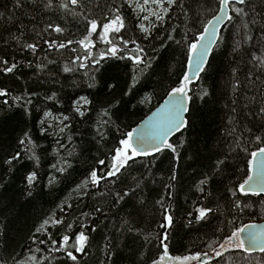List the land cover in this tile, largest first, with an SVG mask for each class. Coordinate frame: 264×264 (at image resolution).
<instances>
[{"label": "trees", "instance_id": "obj_1", "mask_svg": "<svg viewBox=\"0 0 264 264\" xmlns=\"http://www.w3.org/2000/svg\"><path fill=\"white\" fill-rule=\"evenodd\" d=\"M15 3L0 0V60L17 65L13 73L0 72V89L9 93L0 97V264H13V258L33 264V256L35 264H152L163 254L165 234L163 243L172 257L208 252V264H264V253L219 246L235 229L264 222V195L232 196L246 178L250 153L264 147L255 139L264 138V0L231 6L243 7L245 14L230 11L232 20L221 30L198 81L190 84L187 127L169 142L176 151L165 148L137 157L124 171L123 183L101 181L86 189L77 186L92 169L104 171L98 161L111 163V150L123 134L146 118L188 72V44L219 13V0H176L162 20L152 19L147 38L140 30L142 16L128 0ZM117 8L124 27L102 39V25L115 17ZM91 20L97 22L96 33L88 26ZM57 26L59 33L54 31ZM121 38L136 41L129 43L125 56L139 46L151 68L141 72L145 65L137 67L118 56L101 59L109 47L105 41L119 45ZM61 43L66 47L59 48ZM65 66L72 71L65 72ZM82 96L90 102L81 108L83 117L74 111ZM28 99L32 104L25 103ZM45 113L68 116L64 123L69 127L60 133L63 125L48 121ZM102 126L105 140L97 135ZM26 132L32 142L20 145ZM16 154L19 159L7 164ZM60 167L67 170L58 172ZM32 171L37 181L28 189L25 177ZM124 192L128 195L117 202V193ZM237 200L248 207L238 211ZM201 208L212 211L198 221ZM165 209L173 217L167 229L161 227ZM49 218L64 223L50 221L46 233H36ZM81 231L88 240L83 252L70 249L76 261L63 250L50 251V242L39 243L48 236L60 241L69 235L72 244ZM213 248L222 256L216 257Z\"/></svg>", "mask_w": 264, "mask_h": 264}, {"label": "snow or ice", "instance_id": "obj_2", "mask_svg": "<svg viewBox=\"0 0 264 264\" xmlns=\"http://www.w3.org/2000/svg\"><path fill=\"white\" fill-rule=\"evenodd\" d=\"M145 2L147 3V0H145ZM71 3L75 5L77 3V0H71ZM152 3L156 4L160 8L161 12L167 14L168 9L171 8L174 3H176V0H152ZM246 3L247 0H219L220 14L216 15L213 18L214 22L213 20H209L207 22V26L204 27L203 32L200 34L196 42L188 44V69L190 71H192L196 75H199L200 72L204 71L203 65L206 63L205 58L210 53L212 38L216 36L217 25H220L223 21H225L226 17L229 21L232 20V16L229 15L230 11L234 12L237 16L245 14V10L243 7L231 6L245 5ZM165 5L167 6L165 7ZM15 6L20 7L21 0H16ZM129 6L131 7L132 5L129 4ZM116 13L117 14L114 18L110 19L107 23H104L102 25V39H104V37L107 36L110 31L119 32L120 29L124 27L123 20L118 14V8L116 9ZM153 15L156 16L157 19H163V16L158 12H153ZM2 17L3 13H0V18ZM143 19L147 20L148 17L145 16ZM114 25H118V27H114ZM88 26L92 33L97 32L98 25L95 20L88 21ZM54 31L59 33L62 30L57 26ZM141 31L145 33V38H147L150 29L141 25ZM167 38L169 40L173 39L172 36H168ZM105 42L109 45V47L104 53H101V59H104L108 56H118L121 59L127 58L132 60L137 67H139V65L141 64L145 65L144 69H140L141 72L145 71L147 68H151V62L146 61L145 58L141 55L144 52V49L140 48L139 46L132 49L131 54L127 55V57L125 56V53L129 51V43L135 45V40H125L121 38L119 45H117L113 40H106ZM69 43H71V41H69ZM78 43L83 44L84 41H80ZM175 43L180 44L181 41H175ZM58 47L65 48L66 45L61 43L58 45ZM27 48L35 51V45L33 44H28ZM85 59H87V55L85 56ZM79 60L80 57L77 56L76 61ZM93 60H95V57H93ZM95 62L99 63L98 60H95ZM262 63H264V61H262ZM193 64H195V68H193ZM0 65H3V67H0V72H3L5 74L13 73L14 69H16L17 67L15 63L9 65V62L7 60H0ZM80 67H85V65L80 64ZM64 71L70 72L72 71V68L65 66ZM133 80L138 83L136 77H133ZM190 81L191 77L186 71L183 74L182 78L179 80L178 86L171 88V90L167 93L168 99H166L164 101V104L148 118V121L142 127L138 129H132L131 131L123 134L124 138L120 139L118 145L111 150L113 153V155L111 156V163H109L105 159H101L98 161V165L101 166L104 171L99 172L98 168L92 169L88 176L81 182V184L77 186V189H86L89 184L94 187H98L101 181L116 183L117 180H120L123 183L124 181L122 180V177L124 171L131 168L132 164L136 163L137 157H148L153 153L162 152L165 147L170 149L172 152H175L176 149L172 144L167 142V138L170 134L180 131L183 127H187V121L184 118V113L189 111L188 103L192 99V97L188 95V83ZM89 86L91 87L92 85ZM8 94L9 93L7 90L0 89V97H6L8 96ZM205 95H207V93H205ZM52 98L53 97H49V99ZM21 99L22 97H13L14 101H19ZM7 103L8 101L5 100V104ZM25 103L32 104V100L28 99L25 101ZM88 103L90 102L88 101L87 97H80L75 102L74 111L81 117H83L85 113L81 111V108L83 107V105H86ZM260 111L261 113H264V108H262ZM49 115L50 113H45V116ZM103 115L106 117L109 116L108 111H105ZM67 120H69L68 116H63V118L60 120V123L63 125L59 128L60 133H63L65 129L69 127L68 124L64 123V121ZM40 123L42 126L41 134H44L47 132V128L43 127L45 121L41 120ZM109 123L110 118L109 120L104 121V125H108ZM97 135L99 136L100 140L106 139V133L105 131H103V126L101 128H97ZM69 139H71V137H69ZM255 139L257 143H264V138H262L261 136H256ZM26 141L28 143L32 142L31 137L27 132L24 133V138L20 139L19 144L24 145ZM250 157L251 158L247 162V172L245 173L246 178H244L242 182L239 183L238 187L232 191L233 197L236 196L237 192L244 196H248L249 194L259 196L264 193V147H260L258 151L251 152ZM18 159L19 154H16L13 155L11 159L7 160L6 163L12 165L13 161ZM130 161L131 163H129ZM219 163L223 164L224 161H219ZM53 167L55 168L56 166L53 165ZM67 167H71V165H68ZM66 170L67 169L65 167L57 168V171L61 173L65 172ZM25 179L28 189H31L37 181V173L35 171L29 172L26 175ZM52 182L53 181L51 180L49 181L50 184ZM203 183L204 181H201V184ZM201 191H203V189H201ZM27 194L31 196L32 192L29 190ZM127 195L128 192H124L123 194L117 193V202L123 200ZM158 203L163 206L162 201H158ZM67 206L71 207L70 204ZM234 207L238 211L242 212L244 208L248 207V205L244 204L243 206H241V203L237 200L234 202ZM96 211H100V209H96ZM197 211L199 213V215L197 216V220L199 221L205 219L206 215L210 213L212 209L201 208ZM163 219L165 223L162 224L161 227H164L166 229L170 228L173 223V217L168 214L167 209H165ZM50 221L53 225H60L64 223L60 219L52 220L51 218H49V220L43 221L40 227L36 229V233H46L48 231ZM68 227H71V225H68ZM70 239L71 237L69 235H64L60 239V241L54 240L51 236H48L47 241L40 240L39 243L44 244L46 242H50L54 246L52 249H50V251L58 252L63 250L68 259H70L71 261H76L77 256L74 255L73 251L70 249H74L77 253L83 252L85 249V244L88 240V236L83 231H81L79 232V234L75 235V243L69 244ZM167 239V234H165L163 236V240L161 241V243L163 244V254L159 257V259L153 260L152 264H177V262H179V264H193V262H195V264H208V252L194 253L183 257L170 256L168 245L163 243V241ZM33 242L35 243L36 241L34 240ZM58 243L61 246L55 247ZM213 243L217 242L214 241ZM227 244L234 245L235 249L233 250L238 249L245 253H251L257 250L264 253V229H257L254 225H246L242 228H237L230 234H226V239H224L223 243H220L219 246L220 248L227 251L228 249L225 248V245ZM209 247L212 248V245L210 244ZM212 250L215 252L216 257L222 256V253L220 251H217L214 248ZM30 259L33 264H35L37 257L33 256ZM13 264H26V262L13 258Z\"/></svg>", "mask_w": 264, "mask_h": 264}, {"label": "water", "instance_id": "obj_3", "mask_svg": "<svg viewBox=\"0 0 264 264\" xmlns=\"http://www.w3.org/2000/svg\"><path fill=\"white\" fill-rule=\"evenodd\" d=\"M218 14H220V13H218ZM217 14V15H218ZM229 15H231V12H229ZM213 20V22H214V19H212ZM229 22V20L227 19V17L225 18V21H223L220 25H217V27H216V36L215 37H213L212 38V44H211V46H210V53H209V55L205 58V60H206V63L203 65V68H205L206 67V65H207V63H208V61H209V58H210V55H211V53H212V51H213V49H214V47L216 46V44H217V41H218V38H219V35H220V32H221V30L227 25V23ZM193 68H195V64H193ZM201 73L202 72H200L199 73V75H196V74H194L192 71H190L189 69H188V74H189V76L191 77V81L188 83V84H192V83H195V82H197L198 81V79H199V76L201 75ZM166 99H168V96L157 106V107H155L147 116H146V118H144L134 129H138V128H140V127H142L147 121H148V118L154 113V112H156V110L158 109V108H160L163 104H164V101L166 100ZM188 108H189V103H188ZM187 114H188V112H186V113H184V118H185V120L187 121ZM184 128V127H183ZM182 128V129H183ZM181 129V130H182ZM180 130V131H181ZM180 131H177V132H174L173 134H170L169 135V137L167 138V142L169 143L170 142V140L178 133V132H180ZM165 148H167V147H165ZM164 148V149H165ZM261 195H264V193H262ZM247 225H254V226H256V228L257 229H264V222H259V223H250V224H247ZM246 226V225H245ZM244 227V226H243ZM245 235H246V233H245ZM255 253H262V252H260L259 250H257V251H254V252H251V253H249V254H255Z\"/></svg>", "mask_w": 264, "mask_h": 264}, {"label": "rangeland", "instance_id": "obj_4", "mask_svg": "<svg viewBox=\"0 0 264 264\" xmlns=\"http://www.w3.org/2000/svg\"><path fill=\"white\" fill-rule=\"evenodd\" d=\"M128 2L137 10L138 14L142 16L141 17V20H142L141 25H143L146 28L150 29V25L152 24V19H155L156 21L160 20V19H157L156 16L153 15V12H158L162 16L165 15L163 12H161L160 8L156 4L152 3V0H149L148 5H145V3H146L145 0H128ZM145 16L148 17L147 20L143 19ZM141 25H140V30H141ZM142 33H144V32H142ZM189 86L190 85L188 84V91H189ZM46 119L50 122L52 121L55 125L61 124L60 123L61 118L55 117L53 115L46 116ZM230 245L232 247H235L232 244H230ZM177 264H179V262H177Z\"/></svg>", "mask_w": 264, "mask_h": 264}]
</instances>
